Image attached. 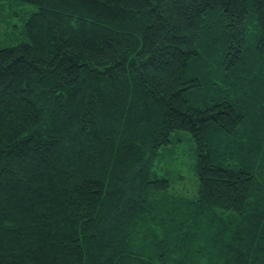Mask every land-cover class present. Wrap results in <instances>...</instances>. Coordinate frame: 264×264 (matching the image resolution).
I'll return each instance as SVG.
<instances>
[{"label":"trees","instance_id":"16d2710c","mask_svg":"<svg viewBox=\"0 0 264 264\" xmlns=\"http://www.w3.org/2000/svg\"><path fill=\"white\" fill-rule=\"evenodd\" d=\"M2 2L0 264H264V0Z\"/></svg>","mask_w":264,"mask_h":264},{"label":"rangeland","instance_id":"374dc122","mask_svg":"<svg viewBox=\"0 0 264 264\" xmlns=\"http://www.w3.org/2000/svg\"><path fill=\"white\" fill-rule=\"evenodd\" d=\"M0 10V47L26 42L22 34L24 20L36 10L35 6L21 2H2ZM174 142L161 150V158L155 165L158 175H166L171 180V190L196 196L197 178L194 172V147L187 132L173 134ZM177 138V141H175ZM180 140V141H179Z\"/></svg>","mask_w":264,"mask_h":264}]
</instances>
